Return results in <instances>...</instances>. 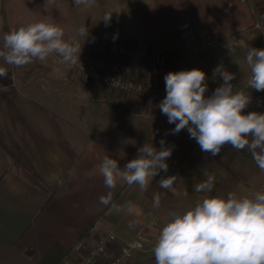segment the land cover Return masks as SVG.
<instances>
[{
	"label": "crops",
	"instance_id": "crops-1",
	"mask_svg": "<svg viewBox=\"0 0 264 264\" xmlns=\"http://www.w3.org/2000/svg\"><path fill=\"white\" fill-rule=\"evenodd\" d=\"M106 13H111L107 23ZM48 18L66 39L80 40L77 64L112 62L119 50L151 55L149 42L163 48L178 42V27L189 20L191 41L201 51L192 54L195 68L210 65L213 71L222 64L236 74L232 83L244 86L249 69L238 42L264 48V0H91L80 7L73 0H0V38ZM81 27L88 29L85 40ZM201 34L213 44L201 45ZM107 51L113 55L101 58ZM0 66L8 73L0 78V264H60L79 239L114 234L106 258L139 235L156 237L169 209L186 210L202 199L206 194L195 192L194 185L205 173L215 175L212 195H248L264 180L247 149L226 145L215 157L202 152L186 129L172 134L175 124L165 115L152 118L155 110L82 80L53 56L23 67L0 60ZM209 77L211 84L223 83ZM161 140L172 150L168 171H160L146 192L124 183L113 192L115 203L132 201L134 212L101 205L98 198L108 191L98 172L103 157L116 159L123 169L145 143L159 150ZM169 175L177 176L175 193L158 187ZM154 192L162 195L158 209L152 206ZM126 264H154L153 247L145 245Z\"/></svg>",
	"mask_w": 264,
	"mask_h": 264
},
{
	"label": "clouds",
	"instance_id": "clouds-1",
	"mask_svg": "<svg viewBox=\"0 0 264 264\" xmlns=\"http://www.w3.org/2000/svg\"><path fill=\"white\" fill-rule=\"evenodd\" d=\"M90 2L73 0L75 7ZM110 19L111 13H106L103 20L107 23ZM79 35L85 40L88 29L81 27ZM238 44L249 69L247 87L264 91V48L252 47L243 40ZM81 48L80 40L66 39L63 29L48 18L5 32L0 38V60L4 65L23 67L55 55L62 63L76 64ZM7 75L0 66V78ZM235 75L222 64L217 65L212 78L218 77L223 83L206 95L208 77L203 70L170 71L164 76L166 96L158 107L168 123L175 124L172 134L186 129L201 151L213 157L226 145L236 151L247 149L264 172V113L245 114L251 95L234 89ZM160 143L159 150L145 143L123 169L116 159L104 156L98 172L108 191L98 202L116 212L133 213L136 205L132 201L115 203L113 192L119 183L137 185L146 192L160 171H168L166 161L172 150L164 147V140ZM205 176L194 185L195 192L206 194L202 199L186 210L167 211V220L153 246L154 264H264V191L212 195L215 175ZM176 181L175 175L161 177L158 187L175 193ZM161 199L160 192L153 193V208H160Z\"/></svg>",
	"mask_w": 264,
	"mask_h": 264
},
{
	"label": "built area",
	"instance_id": "built-area-1",
	"mask_svg": "<svg viewBox=\"0 0 264 264\" xmlns=\"http://www.w3.org/2000/svg\"><path fill=\"white\" fill-rule=\"evenodd\" d=\"M191 27L192 24L189 20L179 25L178 29L183 39L192 40ZM199 38L201 45L203 43L205 46H210L214 42L211 36L205 34H201ZM84 71L82 77L85 81H92L106 88L118 90L137 99L143 105L153 101H161L166 96L164 80L151 83L137 71L121 67L118 64L110 65L105 73H99L96 69ZM212 92L213 90H208L206 95H211ZM262 110H264V92L251 97V103L244 112L246 114L247 112H260ZM148 242L145 237L139 236L132 243L119 244L115 249L116 253L110 256L108 261L102 263L101 256L106 254L107 250L116 243L115 235H101L92 242L79 239L60 264H126L133 253L143 250L144 244Z\"/></svg>",
	"mask_w": 264,
	"mask_h": 264
},
{
	"label": "rangeland",
	"instance_id": "rangeland-1",
	"mask_svg": "<svg viewBox=\"0 0 264 264\" xmlns=\"http://www.w3.org/2000/svg\"><path fill=\"white\" fill-rule=\"evenodd\" d=\"M177 39H178V37H177ZM175 40H173V44H175V45H173V44L169 45L170 42H167L166 43L167 46L165 47V45H164V48L161 47V45L156 43V42H153V41L149 42L152 46V51H153V54H151V55L142 53L140 51H132L131 52V51H120L119 50L118 55H117L118 60L113 59L112 62H106L105 61V62L101 63L100 61H98L96 63L91 62V64H77V63L76 64L64 63V64L67 66L70 65L71 68H74V70L73 69H71V70H73V72L77 76H79L82 80H84L82 76H83V73L85 72L84 70H86V69H96L97 71H99V73L100 72L105 73L107 71V68L110 65L118 64L121 67H127V68H131L133 71L134 70L137 71L141 76H144L145 79H147L151 83H155L156 81L164 80V76L170 71L191 70V69L195 68V63L192 60L193 59L192 54L201 53L200 49L197 48L195 46V44L192 43V41L183 39L182 36H179L178 42H176L177 40L176 41ZM104 47L105 46L103 44L102 48H104ZM105 54L106 55L102 54L100 57L103 58L104 56H112L113 55V54L109 55V51H107V53H105ZM53 59L55 61L61 62L60 59L55 55H53ZM211 69L212 68L210 65H209V68H207V69H206V67L202 66V70L205 73L210 74L209 76L213 77V71ZM209 76H208V79H210ZM149 78H151V79H149ZM86 82L94 83V84L98 85L97 87L102 88L104 90L105 89L106 90L112 89V88H106V87H104L100 84H97L95 82H92V81H86ZM233 85H234L235 90H241V89L245 90L246 92L250 93L251 97H254L261 92H264V91H256L254 89H250L247 87V85L240 86V85H237V83L233 84ZM217 87H218L217 85H214V84H211L208 82V90L214 91ZM113 90H115V89H113ZM115 91L128 97V95L123 94L122 92H120L118 90H115ZM129 97L132 98L136 103H138L143 108L144 107H146V108L150 107L149 108L150 110H155V115H153V116L151 115L152 118L156 117V114H161V111L158 107V105L161 101H155V102L153 101V102L145 103L143 105L137 99H134L131 96H129ZM260 113H264V110L260 111ZM255 185L256 186L254 187V192L255 191H264V180L259 181ZM247 189H249L248 186H247ZM158 234H159V231H158L156 237H154L153 239L146 237V236L139 235V236L145 237L149 241L148 243L144 244L143 250H144L145 245H147V244L151 245L152 247L154 246V243L156 241ZM151 241H153V242H151ZM70 251H69V253H70ZM136 252H139V251H136ZM115 253H116V251L114 250L113 254H115ZM104 255L101 256V262L102 263L108 261V259L110 257V255H109L108 257L105 258Z\"/></svg>",
	"mask_w": 264,
	"mask_h": 264
}]
</instances>
